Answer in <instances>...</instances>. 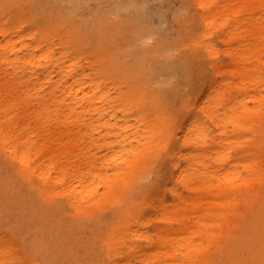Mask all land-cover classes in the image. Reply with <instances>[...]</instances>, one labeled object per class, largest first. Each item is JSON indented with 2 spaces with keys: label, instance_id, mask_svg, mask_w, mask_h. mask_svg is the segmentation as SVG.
I'll return each instance as SVG.
<instances>
[{
  "label": "bare ground",
  "instance_id": "6f19581e",
  "mask_svg": "<svg viewBox=\"0 0 264 264\" xmlns=\"http://www.w3.org/2000/svg\"><path fill=\"white\" fill-rule=\"evenodd\" d=\"M86 1L0 0L1 153L24 178L37 176L45 194L62 191L75 208L85 198L91 206L103 198L130 201L127 179L143 177L142 166L157 169L146 198L155 200L150 206L162 226L145 230L150 216L137 218L135 205L122 210L105 238L109 264H211L213 248L223 244L232 249L233 264H264V0H185L197 20L188 36L198 33L195 45L211 60L210 34L222 33L229 61L224 71L213 63L212 75L199 72L173 117L158 93L153 99L146 92L155 72L149 61L137 63L135 74L111 63L103 67L100 58L95 68V13L74 18ZM163 51L160 46L157 54H168ZM118 113L123 123L114 120ZM95 122L105 127V143L126 151L112 156L123 164L124 177L117 176V164L108 166L111 158L104 162L114 177L106 175L100 193L99 172L91 170L92 181H83L89 169L78 174L62 167L51 174L45 164L51 155L65 156L70 143L78 157L79 139L95 146ZM51 124L59 135L47 128ZM29 128L36 134H27ZM55 143L57 151L47 145ZM93 158L85 155V163ZM13 255L0 246V264H16Z\"/></svg>",
  "mask_w": 264,
  "mask_h": 264
},
{
  "label": "rangeland",
  "instance_id": "374dc122",
  "mask_svg": "<svg viewBox=\"0 0 264 264\" xmlns=\"http://www.w3.org/2000/svg\"><path fill=\"white\" fill-rule=\"evenodd\" d=\"M65 7L69 5L65 4ZM192 9L186 6L185 0H87L84 6L74 10V18L76 21L85 20L90 13H95V22L100 25L95 28V68L98 66L96 60L100 58L103 67L105 63H111L118 72L135 74L137 63L149 61L148 66L155 72L146 83V92L151 98L152 95L159 94L160 103L163 102L165 111L173 117L180 99L195 89L196 75L199 72L212 75L213 63L220 64L224 71L229 61L228 45L223 43L222 33L212 31L210 34L209 40L215 50L211 60L202 46L195 45L198 33L188 36L197 26ZM232 17L228 14L229 19ZM160 46L163 47V52L168 50V54L158 55ZM157 106V103L153 105L155 108ZM106 117L108 118V114ZM130 117L127 119L129 124L132 121V116ZM125 118L118 113L114 120L123 123ZM95 124V146L85 139H79L76 141L80 150L78 157L73 158L70 154L74 149L70 143L69 149H65V156V153L51 155L45 159V164H50L46 166V170L51 174L57 173L62 167L69 168V172L78 170V174L89 169L90 173H87L88 177L83 181H92L89 178L91 170L99 172L100 176L95 182L98 183L97 190L100 193L106 175L114 177V169L105 172L108 164L104 162L111 158L112 162L108 166L112 167L120 161L112 156L119 150L123 154L126 151L114 143L111 146L105 143L101 137L104 136L105 127L101 122ZM47 128L59 135L58 128H54L53 124ZM31 132L36 134L37 131L29 128L27 134ZM216 133L214 129L213 134ZM61 140L64 141L65 138ZM108 140L112 141L113 136H109L106 141ZM47 145L56 151L59 147L58 143ZM89 154H94L95 159L85 163L84 157ZM117 165V176L124 177L126 172L122 169L123 164ZM237 167L241 168L240 165ZM18 171L17 164L0 151V246L4 244L14 252L12 260L16 264H109L111 252L105 244V238L118 224L122 210L129 205L137 206L141 213L137 218H152L147 222L145 230L151 231L162 226L154 219L157 213L150 206L156 204L155 200L146 198L155 188L156 176L159 175L156 168L142 166L141 171H147L143 177L138 176L133 181L131 177H127L126 197L130 201L103 198L95 206H91L85 198L80 208L69 205L62 191L54 190L45 194L41 190L46 187L39 183L37 176L30 181ZM66 176L71 177V174ZM259 189L264 191V183L259 184ZM160 194L165 202L171 201V196L166 192ZM129 223L133 227L138 225L135 220ZM137 242L139 245L145 243L143 239ZM235 244L236 239H233V247ZM231 252L232 249L225 244L213 248L210 254L211 264H233Z\"/></svg>",
  "mask_w": 264,
  "mask_h": 264
}]
</instances>
